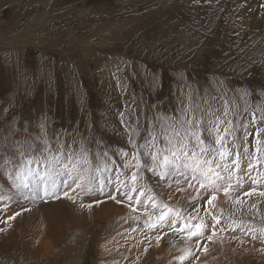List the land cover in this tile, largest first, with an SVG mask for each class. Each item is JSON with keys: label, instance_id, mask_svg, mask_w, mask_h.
<instances>
[{"label": "rangeland", "instance_id": "374dc122", "mask_svg": "<svg viewBox=\"0 0 264 264\" xmlns=\"http://www.w3.org/2000/svg\"><path fill=\"white\" fill-rule=\"evenodd\" d=\"M217 118L221 131L229 128L230 150L244 155L242 163L259 156L264 0H0V164L18 148L39 150L46 142L53 150L63 146L65 155L83 147L94 163L107 152L122 166L120 150L133 151L130 138L144 143L151 131L163 144L162 126L179 128L182 119L193 120V127L200 120L202 136L215 144L208 129ZM263 170L260 163L251 175ZM6 172L0 168L5 197L14 191ZM110 175L107 191L116 201L115 174ZM240 175L244 183L232 199L218 193L228 207L214 209L221 216L213 236L220 237L207 250L214 264H264V235L246 234L261 226L264 197L258 193L264 186L245 196L253 185ZM146 178L159 193L158 179L150 173ZM69 196L75 200L62 194L35 203L0 200V264H156L164 247L173 258L185 250L170 245L185 239L170 231V221L150 232L144 216L135 219L138 212L103 218L106 193L84 195L77 189ZM97 196L100 203L92 205ZM237 196L243 204L235 203ZM18 202L27 209L18 208L19 216ZM190 204L193 213L208 207ZM186 209L181 210L189 216ZM202 217L211 229L206 243L213 226L210 216ZM46 227L45 238L40 229ZM190 250L195 254L185 262L197 264L194 257L202 250Z\"/></svg>", "mask_w": 264, "mask_h": 264}, {"label": "snow or ice", "instance_id": "6c2138e0", "mask_svg": "<svg viewBox=\"0 0 264 264\" xmlns=\"http://www.w3.org/2000/svg\"><path fill=\"white\" fill-rule=\"evenodd\" d=\"M123 115V114H121ZM179 128L174 125L164 128L160 135L163 136V144L160 137L149 132L151 139L145 138L144 143H138L134 139H129L133 151L121 149L120 154L124 157L123 165H118L117 161L108 157V153L103 154V159L97 154L94 163L93 158L82 147L80 152H69L65 155L63 146L59 150H53L45 142V146L36 149L35 145H29L27 150L18 148L15 156H5L0 168L7 169V177L11 182L12 193L5 197L0 195V200L16 198L20 201L35 203L46 199H59L64 197L75 200L74 196H69V190H79L81 194L91 195L93 193H106L110 199L115 200L111 192L107 191L109 185L113 184L112 176L115 174V187L117 194L126 198L133 212L141 211L145 217L143 225L150 232L171 222L170 231L181 233L187 240L195 239L197 249L200 242L206 235L208 223L197 216H185L179 207L171 205L162 198L150 185L146 178V173L158 179L169 188L175 186L177 193H186L190 201L196 200L201 190L211 192L212 195L206 199L205 213L211 217L213 235L208 236L212 241L215 235V227L221 223V216L214 213L217 194L222 190L226 197L231 199L232 193L243 186L244 176L240 175L242 155L239 151L233 153L230 150L227 136L230 130L225 127L220 130L221 121L209 122L212 126L208 129L209 134L215 136V144L202 136V122L193 120H181ZM231 124V121L228 122ZM258 133L264 129H258ZM135 132V129H133ZM138 136L139 133L135 132ZM258 157H249L247 162V175L253 188L244 193L251 196L257 192V185L264 186V171L257 172L255 176L251 172L256 164L264 163V141H258ZM234 147H238L234 145ZM248 153V149H244ZM233 156L235 158H233ZM131 170L129 175L126 170ZM75 185V188L72 187ZM187 185V189L184 187ZM199 185V187H196ZM196 192L193 197L187 190ZM264 197V191L258 193ZM172 196H169V200ZM100 203V201H96ZM117 200V203H120ZM235 203L243 204L244 201L239 196ZM84 205H81L83 207ZM91 207V205H88ZM255 209L256 205L253 204ZM22 211H27L21 205ZM17 212L16 215H21ZM15 218L11 217L10 219ZM140 216L135 219L140 220ZM235 230V229H233ZM241 231H245L241 228ZM257 231L264 235V218L261 219V226L257 229L250 227L246 234H251L253 239H257ZM160 241L161 237H156ZM208 244L205 243L202 251L207 252ZM193 256L190 249H185L183 254L176 257L178 261H185ZM195 261L200 257L196 255Z\"/></svg>", "mask_w": 264, "mask_h": 264}, {"label": "bare ground", "instance_id": "6f19581e", "mask_svg": "<svg viewBox=\"0 0 264 264\" xmlns=\"http://www.w3.org/2000/svg\"><path fill=\"white\" fill-rule=\"evenodd\" d=\"M110 34L112 35V37H115V33H114V31H110ZM111 37V36H110ZM235 149H236V147H235ZM244 156V155H243ZM242 156V157H243ZM252 156V155H251ZM247 157V156H246ZM244 158V157H243ZM249 159V158H248ZM244 163V162H243ZM242 163V164H243ZM243 166H245V169L243 168V171L240 173V174H245V171L247 170V162L245 161V163L243 164ZM259 166V164H256L255 165V167H258ZM261 168V167H260ZM256 170H258V168L256 169ZM261 170V169H260ZM264 171V170H263ZM150 182H152L151 180H150ZM152 186V185H151ZM163 186V187H162ZM73 187H74V185H73ZM161 191H159V193L162 195V198L165 200V201H168L171 205H173V206H175V207H179L180 209H182V208H187L186 210H187V213L189 214V216H197L198 218H202L203 219V217L202 216H205L206 217V214L205 213H203V211L201 210L200 212H195V213H193V212H191V209L189 210L188 209V207L189 206H192V204H190V203H193L194 205L196 204H199L200 205V202H205L206 203V199H207V197L208 196H210V195H212V193L209 191V192H205V191H203V190H201V192H200V195H199V197L194 201V202H192V201H190V200H188V198H187V194L186 193H177L176 192V189H175V186H172L171 188H169L167 185H165V184H162L161 183ZM186 189H187V185H185L184 186ZM196 187H199V185H196ZM157 189V188H156ZM156 191V190H155ZM188 192H190L191 193V195L193 196V197H195L197 194H196V192L195 191H193V190H191V189H188L187 190ZM172 196V199L171 200H169V196ZM223 194H217V200L216 201H214V203H215V205H216V209L217 210H219L218 208L219 207H228V204H227V206H225V204H224V200H223V197L225 196H222ZM226 197V196H225ZM259 197V196H258ZM100 197L99 196H97V197H94V199H92V200H90V202H91V204L92 205H94V203L96 202V200H98ZM119 198L120 199H118V200H120L121 202L120 203H117V200L116 201H112L111 199H109V198H105V200H104V202L103 203H101L102 204V206H104L103 207V209H104V215H103V218H105V217H107V218H111V217H118V216H121V217H124V216H130L131 214H132V208L129 206V204L130 203H132V204H134L135 202L134 201H132V202H129V201H127L126 200V198H124V197H122V196H120L119 195ZM229 198V197H228ZM232 199V198H231ZM235 199V198H234ZM227 200V199H226ZM228 201V200H227ZM227 201L225 202V203H227ZM184 202H189L188 204H187V206L184 204ZM261 201H259V203H260ZM180 203H182V204H180ZM21 202L19 203H17V206L15 205V211H18V208H20L21 207ZM264 205V204H263ZM26 206V205H25ZM258 206V205H257ZM64 207H65V205H64ZM39 208V207H38ZM41 208V207H40ZM59 208H62V207H59ZM102 208V207H101ZM232 208V207H231ZM199 209V208H198ZM202 209V208H201ZM225 209V208H224ZM233 209V208H232ZM20 210V209H19ZM61 210V209H60ZM63 210H64V208H63ZM196 210H197V208H196ZM220 211V210H219ZM19 212V211H18ZM21 212V211H20ZM40 212H42V211H40ZM62 212V211H61ZM138 212V216H139V214L141 215V211L139 212V211H137ZM228 212V211H227ZM233 213V212H232ZM135 214H136V212H135ZM187 214V215H188ZM94 215V214H93ZM59 216H60V214H59ZM62 216V215H61ZM95 216V215H94ZM93 216V217H94ZM101 216V215H100ZM208 216V215H207ZM57 217V216H56ZM102 217V216H101ZM209 217V216H208ZM63 218V217H62ZM100 218V217H99ZM128 218V217H127ZM208 219V218H207ZM244 219V218H243ZM246 219V218H245ZM15 218L13 219V221H12V223H14L15 222ZM204 220V219H203ZM39 221V220H38ZM37 221V222H38ZM42 221V220H41ZM51 221V219H49L48 221H47V223L48 222H50ZM205 222H209V221H206V220H204ZM52 222H53V219H52ZM212 222V221H211ZM42 223V222H41ZM43 224V223H42ZM58 224V223H57ZM60 224V223H59ZM58 224V225H59ZM209 224V223H208ZM15 225V224H14ZM44 225V224H43ZM56 225V224H55ZM42 226V225H41ZM49 226V225H48ZM53 226V225H52ZM44 227V226H43ZM38 228V227H37ZM40 229V228H39ZM47 229V230H46ZM228 229V228H227ZM41 230V232L43 231L44 233V236H45V238L48 236H46L45 234H46V232L48 233V231L50 230V229H48V227H46L45 229L43 228V229H40ZM57 230H59V228L57 229ZM233 230V229H232ZM38 231V230H37ZM60 231V230H59ZM209 231H211V229H210V227H209V225H208V229L206 230V234L209 232ZM39 232V231H38ZM41 232H39V234L41 233ZM58 232V231H57ZM35 233V232H34ZM52 235V234H51ZM212 235V233H210L208 236H211ZM40 236V235H39ZM226 236V235H225ZM235 236V235H234ZM233 236V237H234ZM220 237V236H219ZM219 237H217V236H215V237H213V240L212 241H209V240H207V241H209V242H206L208 245H215L216 243H217V241H218V239H219ZM231 237V236H230ZM232 237V238H233ZM221 239H222V237H221ZM242 239V238H241ZM241 239H240V241H241ZM223 240H225L224 238H223ZM236 240V239H235ZM238 240H239V238H238ZM180 243L178 242V243H171L170 245L172 246V248L174 249V248H180V249H192V250H195L196 249V247H197V242H196V240L195 239H193V240H187V239H180ZM226 241V240H225ZM224 241V242H225ZM223 242V243H224ZM25 243V242H24ZM48 243V242H47ZM200 244H205L204 242H200ZM226 244H228V243H226L225 242V245ZM236 244V243H235ZM248 244V243H247ZM47 245V244H46ZM200 246L199 247V249L200 250H202L203 249V247L204 246ZM222 245V244H221ZM220 245V246H221ZM245 245V244H244ZM217 246V245H216ZM227 246V245H226ZM230 246H231V244H230ZM239 246V245H238ZM248 246H250V244L248 245ZM164 246H162V248H163ZM212 247V246H211ZM227 247H229V246H227ZM227 247H226V249H227ZM125 248V247H124ZM123 248V249H124ZM137 248H139V247H137ZM136 248V249H137ZM165 248V250L163 251V249L161 250V251H163L162 252V255L160 254V256H158V258H157V263L158 264H178V261H177V263H176V258H173V257H169L168 255H166V254H168V247H164ZM237 248V247H236ZM247 248V247H246ZM134 249V248H133ZM158 249V248H157ZM169 249H170V247H169ZM212 249V248H211ZM229 249V248H228ZM138 250H141L142 251V249H138ZM178 250V249H177ZM176 250V251H177ZM213 250V249H212ZM221 250H225V249H222L221 248ZM233 250V249H232ZM143 251H144V249H143ZM157 251V250H156ZM199 251V250H198ZM210 251V250H209ZM211 252V251H210ZM225 252V251H224ZM227 253H228V250L226 251ZM154 253V252H153ZM220 253H222V252H220ZM226 253V254H227ZM125 254V253H124ZM129 254V253H128ZM127 254V255H128ZM147 254V253H146ZM194 254H195V252H194ZM194 254H193V256H194ZM179 255V254H178ZM200 255V261H197L196 263L197 264H214V259L212 258V256H210V254L208 253V252H204V251H202V253H200L199 254ZM218 255V254H217ZM224 255V254H223ZM233 255V254H232ZM143 256V255H142ZM149 256V255H148ZM154 256V255H153ZM177 256V255H176ZM175 256V257H176ZM216 256V255H215ZM219 256V255H218ZM228 256H229V254H228ZM220 257V256H219ZM244 257V256H243ZM147 258V257H146ZM150 258V257H149ZM227 258V257H226ZM241 258V257H240ZM188 259H190V257L188 258ZM231 259V258H230ZM215 260H217V259H215ZM232 260H234V259H232ZM230 261V260H229ZM199 262H201V263H199ZM231 262V261H230ZM234 262V261H233ZM156 263V264H157ZM183 264H187L185 261H184V263ZM218 264V263H217ZM234 264H236V263H234ZM238 264V263H237Z\"/></svg>", "mask_w": 264, "mask_h": 264}]
</instances>
